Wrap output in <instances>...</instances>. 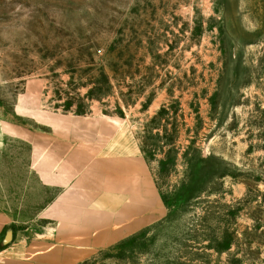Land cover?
I'll return each mask as SVG.
<instances>
[{
    "label": "rangeland",
    "instance_id": "1",
    "mask_svg": "<svg viewBox=\"0 0 264 264\" xmlns=\"http://www.w3.org/2000/svg\"><path fill=\"white\" fill-rule=\"evenodd\" d=\"M27 84L35 107L123 120L160 192L179 195L171 218L161 203L76 264H264V0H0V125L37 128L14 113ZM29 152L0 137L14 239L56 194Z\"/></svg>",
    "mask_w": 264,
    "mask_h": 264
},
{
    "label": "crops",
    "instance_id": "2",
    "mask_svg": "<svg viewBox=\"0 0 264 264\" xmlns=\"http://www.w3.org/2000/svg\"><path fill=\"white\" fill-rule=\"evenodd\" d=\"M30 88L14 113L37 128L0 125V137L28 143L30 170L56 194L17 239L10 217L0 211V264H76L155 221L161 197L125 122L35 107Z\"/></svg>",
    "mask_w": 264,
    "mask_h": 264
},
{
    "label": "trees",
    "instance_id": "3",
    "mask_svg": "<svg viewBox=\"0 0 264 264\" xmlns=\"http://www.w3.org/2000/svg\"><path fill=\"white\" fill-rule=\"evenodd\" d=\"M77 115V114H75ZM154 179V177H153ZM155 182V180H154ZM155 185L157 187V184L155 182ZM158 189V187H157ZM159 191V194H160V197H161V201L162 203H164L165 205L168 206V212H169V215H168V218H171V216L173 215V209L172 207H174L173 205V201L175 200V197H178L179 195L178 194H175V195H172V196H167V195H163L160 190L158 189ZM138 235H142V233H139L137 235H134L131 239H129V241L125 242V243H121V244H118V245H115L113 246L111 249H110V254L113 255V254H124L128 248H134V247H137L138 245V242L139 241H136L137 239L138 240H142L143 238H138L139 236ZM2 248V246L0 245V249ZM89 262L88 261H84L82 262L81 264H88Z\"/></svg>",
    "mask_w": 264,
    "mask_h": 264
}]
</instances>
